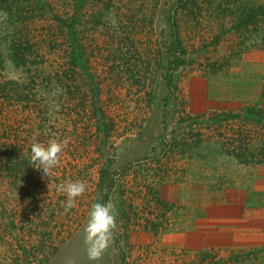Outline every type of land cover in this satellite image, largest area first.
<instances>
[{
  "label": "rangeland",
  "instance_id": "374dc122",
  "mask_svg": "<svg viewBox=\"0 0 264 264\" xmlns=\"http://www.w3.org/2000/svg\"><path fill=\"white\" fill-rule=\"evenodd\" d=\"M53 135L46 177L22 154ZM261 175L264 0H0V264H264L205 235L227 188ZM108 201L118 228L90 260Z\"/></svg>",
  "mask_w": 264,
  "mask_h": 264
},
{
  "label": "clouds",
  "instance_id": "9594fccd",
  "mask_svg": "<svg viewBox=\"0 0 264 264\" xmlns=\"http://www.w3.org/2000/svg\"><path fill=\"white\" fill-rule=\"evenodd\" d=\"M66 141L55 135L47 142H41L35 137L30 143V154L24 150L22 155L28 156L31 165L42 170L46 177L52 176V170L61 160ZM51 184H49L50 188ZM87 183L83 180H74L61 183L58 191L66 196L62 202L65 211L76 207L77 198L87 191ZM116 207L112 201L107 203H93L88 214V220L84 228V239L90 260L98 259L111 245L115 231L118 228Z\"/></svg>",
  "mask_w": 264,
  "mask_h": 264
},
{
  "label": "crops",
  "instance_id": "0c3cea01",
  "mask_svg": "<svg viewBox=\"0 0 264 264\" xmlns=\"http://www.w3.org/2000/svg\"><path fill=\"white\" fill-rule=\"evenodd\" d=\"M222 83L225 84L226 82L224 83L222 81ZM216 85L218 90L219 83L217 82ZM222 92L226 94L230 90H224L222 87ZM219 93L221 94V91ZM215 95L217 96V94ZM246 186L244 190L241 189L242 186L227 188V192L225 191L220 196L222 198L220 202L211 206L219 207L218 212L219 214L222 212V217L220 218L223 219V223L219 224L217 221L207 223L208 226L211 224L214 228H206V239L213 237L212 235L216 236L223 233V241L218 238L215 239L209 244L207 248L209 251H216V248L220 246H233V249L235 248L234 250L237 248H254L255 250L264 248V175H261V178L259 180L257 179L253 185L249 183ZM235 188H238V191H234L236 190ZM219 214L217 213L218 217ZM227 214L229 216L231 215L229 221H227ZM223 228H229L228 233L230 234L226 236ZM195 230L196 233L194 234L197 235L199 228L195 227ZM227 239H229L228 242Z\"/></svg>",
  "mask_w": 264,
  "mask_h": 264
},
{
  "label": "trees",
  "instance_id": "16d2710c",
  "mask_svg": "<svg viewBox=\"0 0 264 264\" xmlns=\"http://www.w3.org/2000/svg\"><path fill=\"white\" fill-rule=\"evenodd\" d=\"M179 43V42H178ZM76 52V51H75ZM74 56H73V60H74V63L75 64H78L79 62V60H80V58H81V54L80 53H77V55L74 53L73 54ZM176 55V54H175ZM15 59H19V63H20V60H21V58L19 57H17L15 54H14V56H13ZM175 61V60H174ZM26 163H28V162H26ZM212 253V252H211ZM215 261H218L217 263H219V262H221V260H214V262H213V264L215 263ZM220 264V263H219Z\"/></svg>",
  "mask_w": 264,
  "mask_h": 264
}]
</instances>
